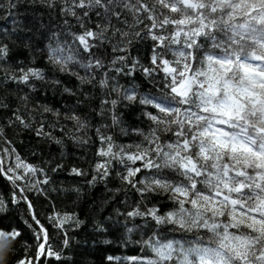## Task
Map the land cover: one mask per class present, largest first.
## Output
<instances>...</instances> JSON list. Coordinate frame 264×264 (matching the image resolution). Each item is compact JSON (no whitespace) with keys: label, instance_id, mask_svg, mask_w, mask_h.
Listing matches in <instances>:
<instances>
[{"label":"snow or ice","instance_id":"1","mask_svg":"<svg viewBox=\"0 0 264 264\" xmlns=\"http://www.w3.org/2000/svg\"><path fill=\"white\" fill-rule=\"evenodd\" d=\"M0 12L12 20L0 29V86L16 99L0 96L11 113L0 123V264H92L83 257L109 227L141 252L107 264H264V0H3ZM37 52L47 67L35 66ZM57 90L60 107L42 95ZM137 104L146 130L118 112ZM9 128L47 146L33 150L36 163ZM117 128L139 139L118 143ZM66 141L96 145L90 169L68 170L83 178L68 187L46 155L55 145L63 159ZM82 185L90 198L103 185L84 219L51 198L78 208ZM112 205L74 245L87 217Z\"/></svg>","mask_w":264,"mask_h":264},{"label":"trees","instance_id":"2","mask_svg":"<svg viewBox=\"0 0 264 264\" xmlns=\"http://www.w3.org/2000/svg\"><path fill=\"white\" fill-rule=\"evenodd\" d=\"M0 2H3V0H0ZM27 8V5H23L20 7L19 11L20 12H25V9ZM4 13L0 12V16H3ZM22 19L25 20V22H27V20H30L31 17L30 16H25L22 17ZM12 26V20L11 18H9L8 20H4V19H0V29L2 28H11ZM0 39H3V37H0ZM13 39H15V37H13ZM10 43V47L13 48L14 53L16 50V46L12 45L10 41H6ZM132 54L135 55V50L132 51ZM27 53H24L23 55H17L16 58H23V56H26ZM35 66L37 67H47L44 61L43 56L37 52L35 54ZM60 75V74H58ZM3 76V72L0 71V77ZM137 76H139V74H137ZM60 78L69 86H73L75 84V78H70L68 76L65 75H60ZM121 83H124V81L122 80ZM11 88H14V85L10 86ZM25 91H27V89H25ZM4 95H8V100L10 103H12L15 106L16 103V99L14 96H12L9 93H6L5 89L0 86V96H4ZM42 95H46L47 100L46 102H52L56 107H60L61 104H63V100L59 99L60 93L57 90L55 93L53 91H48L46 94ZM55 97V99H54ZM59 101V102H57ZM95 103V102H94ZM23 110V109H22ZM151 110V109H150ZM118 112L123 114V119L124 121L129 124V125H133V126H139L144 128L145 130L147 129V125L148 122L146 120L143 119V117H141L139 114L141 112V107L137 104L135 106H131L128 108H125L123 105H121L118 109ZM11 113H4V112H0V123H3V117L5 115H10ZM37 119H39V116L37 115ZM49 119H51V117L49 116ZM96 123V120L93 119V124ZM110 123V121H109ZM113 133V135L116 137L117 142L118 143H130L132 140H138L139 137L133 135L131 132H129V136L125 137L122 136L119 133V129H114V130H109ZM59 134V133H57ZM93 135V138L95 137V133L94 130L91 133ZM7 135L10 139L13 140V147H15L17 149V151L19 152V154L24 157L27 161L31 162V163H36L37 162V158L34 157L32 155V152L34 149L39 150V147H45L47 148L46 145H37L36 142V138L34 136V134L32 133H28V132H21L19 135L15 134V130L14 129H7ZM5 145H3L2 143H0V147H4ZM95 144L90 145V147L87 150H83L80 149L79 147H76L72 144L71 141H66V151L64 153V158L61 159L60 158V154H59V149L57 146L53 145L52 146V151L51 153H46L47 157L49 159L52 158V154H55V163H62L64 165V168L62 171L58 172L57 174H55L53 176V181L57 186H60L61 181L64 182V186L68 187L72 184H79L83 178L80 177H76L74 175L70 176L68 174V170L72 167V166H77V167H81L84 169H90V166L92 163L95 162V156H94V152H95ZM86 157V159H80V157ZM44 157H40L39 159H43ZM51 175V173H50ZM90 178V177H88ZM116 181H112L111 185H115ZM3 187V181L0 180V190H2ZM82 187H84L85 190V196L83 199V202L81 204L80 207L76 208L74 205L71 204V197L69 198H63V197H58L55 193L52 194L51 198L52 200L55 201L56 206L58 209L61 210H68V211H72V210H77L80 214L81 219L85 218V209H86V205L88 203L91 202V198H95L99 193H102L103 191V185H98L95 189L92 190V195L91 198L87 195V186L86 185H82ZM33 198L35 197V194H32ZM122 198V196L120 197ZM37 203V207L40 208L42 205L46 204L47 202L44 201L42 198L38 201H36ZM112 206H109L105 209V211L103 212H93L92 214H90L87 217V223L86 225L82 226V230H77V233H73V235H76V240L73 241V244L75 245L77 241H79L81 244L82 239L81 237L83 236V234L85 232L91 234L92 232V228H91V221L93 218L95 219H99V220H103V218L105 216H107L111 211H112ZM47 211L50 212L51 211V207L49 206L47 208ZM41 220L44 222V224L46 225V227L48 228L50 234L52 235V243L59 246L60 245V237L57 235L56 230L52 228L51 225H49L47 223V220L45 218V216H41ZM139 238V234H134L133 235V239H138ZM97 239V243L95 245L94 248V255L92 256H87V257H83V259H86L88 261H91L92 264H107V262L103 261V258L106 255H113V256H132V255H138L141 252V248L139 245L134 244V243H129L127 244L126 247L121 246V244L118 242L117 238H116V234L114 233V231L109 227V232L105 235H101L96 237ZM109 240L111 241V243H103V240ZM113 264H117V262H113Z\"/></svg>","mask_w":264,"mask_h":264}]
</instances>
